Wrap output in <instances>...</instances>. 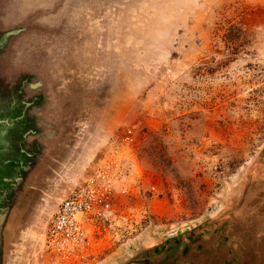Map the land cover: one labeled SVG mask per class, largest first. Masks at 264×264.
<instances>
[{
    "label": "rangeland",
    "instance_id": "1",
    "mask_svg": "<svg viewBox=\"0 0 264 264\" xmlns=\"http://www.w3.org/2000/svg\"><path fill=\"white\" fill-rule=\"evenodd\" d=\"M1 146L0 264H264V0H0ZM88 179L111 210L63 260Z\"/></svg>",
    "mask_w": 264,
    "mask_h": 264
},
{
    "label": "built area",
    "instance_id": "2",
    "mask_svg": "<svg viewBox=\"0 0 264 264\" xmlns=\"http://www.w3.org/2000/svg\"><path fill=\"white\" fill-rule=\"evenodd\" d=\"M111 190L93 179L59 198L49 217L44 241L53 254L68 260L84 250L88 240L110 213Z\"/></svg>",
    "mask_w": 264,
    "mask_h": 264
},
{
    "label": "crops",
    "instance_id": "3",
    "mask_svg": "<svg viewBox=\"0 0 264 264\" xmlns=\"http://www.w3.org/2000/svg\"><path fill=\"white\" fill-rule=\"evenodd\" d=\"M1 149L4 150L2 146L0 147V150H1ZM2 156H3V155H2ZM2 156H1V157H2ZM1 161H2V160H1ZM2 162H3V161H2ZM3 163H4V162H3ZM3 171H4V170H3ZM99 264H117V263H116L115 261H105V262L102 261V262H100ZM135 264H136V263H135Z\"/></svg>",
    "mask_w": 264,
    "mask_h": 264
},
{
    "label": "bare ground",
    "instance_id": "4",
    "mask_svg": "<svg viewBox=\"0 0 264 264\" xmlns=\"http://www.w3.org/2000/svg\"><path fill=\"white\" fill-rule=\"evenodd\" d=\"M44 207H45V204H43V206H42V208H41V212H42V210H43Z\"/></svg>",
    "mask_w": 264,
    "mask_h": 264
}]
</instances>
